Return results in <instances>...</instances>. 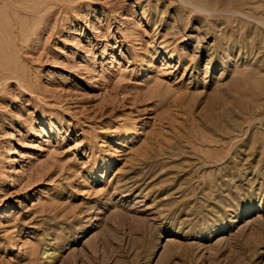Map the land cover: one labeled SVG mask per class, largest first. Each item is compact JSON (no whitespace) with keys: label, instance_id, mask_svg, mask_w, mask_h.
I'll use <instances>...</instances> for the list:
<instances>
[{"label":"rangeland","instance_id":"374dc122","mask_svg":"<svg viewBox=\"0 0 264 264\" xmlns=\"http://www.w3.org/2000/svg\"><path fill=\"white\" fill-rule=\"evenodd\" d=\"M0 264H264V0H0Z\"/></svg>","mask_w":264,"mask_h":264},{"label":"bare ground","instance_id":"6f19581e","mask_svg":"<svg viewBox=\"0 0 264 264\" xmlns=\"http://www.w3.org/2000/svg\"><path fill=\"white\" fill-rule=\"evenodd\" d=\"M21 1V0H20ZM14 2V1H13ZM5 6V5H4ZM37 6V5H36ZM36 6H32L31 7V9H30V11L29 12H32V13H34L37 9V7ZM39 6V5H38ZM8 10V9H7ZM3 12V11H2ZM38 13V12H37ZM7 14V13H6ZM5 15V14H4ZM11 16V15H10ZM8 17V16H7ZM8 19V18H7ZM13 19V18H12ZM9 20V19H8ZM14 20V19H13ZM22 21V20H21ZM21 21L19 22V24H20V28H21V30L23 29V27H21L22 26V24H21ZM6 22V21H5ZM10 24V23H9ZM9 26V25H8ZM22 34H24L23 32H22ZM25 40V39H24ZM3 58V57H2ZM4 65V64H3ZM46 245H48V243H46ZM48 249H50V248H48L47 246H46V248L44 249V251L43 252H48ZM51 255V254H50Z\"/></svg>","mask_w":264,"mask_h":264}]
</instances>
